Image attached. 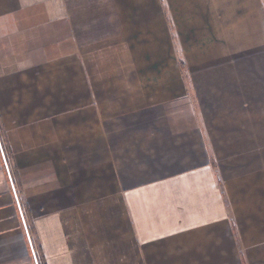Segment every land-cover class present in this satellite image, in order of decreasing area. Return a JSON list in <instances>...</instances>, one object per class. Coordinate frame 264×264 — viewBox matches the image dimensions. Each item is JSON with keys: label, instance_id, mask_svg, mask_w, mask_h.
<instances>
[{"label": "crops", "instance_id": "obj_1", "mask_svg": "<svg viewBox=\"0 0 264 264\" xmlns=\"http://www.w3.org/2000/svg\"><path fill=\"white\" fill-rule=\"evenodd\" d=\"M0 123V264H264V0H0Z\"/></svg>", "mask_w": 264, "mask_h": 264}, {"label": "rangeland", "instance_id": "obj_2", "mask_svg": "<svg viewBox=\"0 0 264 264\" xmlns=\"http://www.w3.org/2000/svg\"><path fill=\"white\" fill-rule=\"evenodd\" d=\"M0 125H1V123H0ZM1 150H2V154L4 155V157H6L5 156V150L3 148ZM6 165H8L7 162H6ZM24 210L26 211V209H24ZM24 210L23 209L21 210L20 216H21L22 221L24 222L26 234H27L28 239H29V235H28V231H29L30 237H31V239L33 241V244H34V249L36 250V252H38L37 255L39 256V260H40L39 264H43L42 258H41L40 254H39V249L36 246V245H38V243H37L36 235L34 233V228L33 227L31 228V225L29 224V221H28L29 220V217H28L29 213L27 211H26V213H24ZM29 241H30V239H29ZM30 250L32 251V246L31 245H30Z\"/></svg>", "mask_w": 264, "mask_h": 264}, {"label": "trees", "instance_id": "obj_3", "mask_svg": "<svg viewBox=\"0 0 264 264\" xmlns=\"http://www.w3.org/2000/svg\"><path fill=\"white\" fill-rule=\"evenodd\" d=\"M28 231V230H27ZM28 235H29V239H30V245L32 246V251H33V253H34V257H35V259H36V263L37 264H39V256L37 255V252H36V250L34 249V244H33V241H32V239H31V237H30V234H29V231H28Z\"/></svg>", "mask_w": 264, "mask_h": 264}]
</instances>
